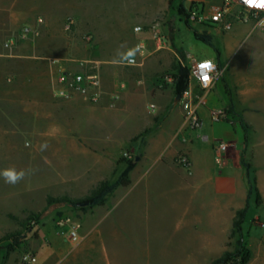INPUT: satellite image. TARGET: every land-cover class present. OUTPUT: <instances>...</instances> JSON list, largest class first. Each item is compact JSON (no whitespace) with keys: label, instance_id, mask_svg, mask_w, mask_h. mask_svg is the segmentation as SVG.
I'll return each mask as SVG.
<instances>
[{"label":"crops","instance_id":"crops-1","mask_svg":"<svg viewBox=\"0 0 264 264\" xmlns=\"http://www.w3.org/2000/svg\"><path fill=\"white\" fill-rule=\"evenodd\" d=\"M130 2L0 0L2 40L15 37L23 27L36 26L37 20H43L38 27V35L11 48L0 45V65L13 67L21 62L30 66L35 73H39V68L44 69L43 75L21 76L15 70L9 71L7 86L10 93H0L1 122L16 124L18 133L30 139V154L41 156L42 163L49 167L51 179L48 181L47 176L44 186L55 189L56 192L51 195L84 197L100 182H115L126 168V163L120 161L121 153L125 147L134 149V157L139 160H135L134 168L129 173L130 184L116 188L103 205L81 211L80 220L95 218L99 227L111 219L112 226L124 227L125 211L131 212L143 206L146 207L145 224L151 228L155 222L163 225L168 219L167 213L176 208L180 212L176 220L179 229H216L215 236L207 240L206 247L212 250L216 247L219 253L210 256L208 262L218 259L232 248L233 244L228 245V242L233 221L239 211L246 209L247 212L249 207L253 194L248 195L249 181L241 163V159H244L251 165L261 197L260 205L256 204L254 222L246 232V240L243 238L249 254L246 264H264L263 31L254 28L252 23H235V32L223 44V51L228 56L224 68L221 52L215 46V56L212 53L203 58L217 63L221 75L212 89L203 94L204 104L198 108L201 128L190 130L183 127L185 110L181 101L175 103L176 96L170 85L172 82H162L160 78L173 72L174 65L194 57L187 54L185 58L175 48L169 49L165 45L157 50L150 33L153 25H144L136 14L128 13L123 5ZM222 2L181 0L179 3L187 10L196 6L194 10L208 14L220 7ZM107 5H111L112 11L118 15L128 13L135 23L134 29L141 27L149 34L148 46L151 50L148 52L146 47V57L143 61L139 60V65L127 66L124 64L126 59L119 61L115 58L116 43L111 42L110 34L105 29ZM67 18L75 20V37L64 30ZM207 23L200 26L208 27ZM164 28L169 30L170 35V23ZM81 35L93 38L90 43L83 41L86 48L90 44V48L112 55L107 54L98 60L89 56L79 58L77 37ZM165 37L172 38L171 35ZM245 41L247 44L242 45ZM233 47H242L237 60L233 58L236 52H232ZM90 60L122 66L121 80L108 82L105 77L102 78V94L97 103H89L81 97L57 98L53 94L56 73L59 70H78L80 61ZM1 74L6 72L2 70ZM19 84L20 90L14 93ZM189 88L194 95L202 93L194 81H191ZM114 96H117L116 100ZM140 98L148 101V119L145 123L135 110ZM151 104L155 106L154 110L149 108ZM14 109H17L18 117L12 115ZM211 111H222L225 119L213 122ZM123 115H128L140 125L123 142L116 144L97 134L110 126L111 121L121 124ZM145 128L148 133L143 140H133ZM0 131L6 134L4 128H0ZM219 142L227 144L225 151L216 149ZM181 154L188 159L187 167L177 163ZM168 185L171 186L167 188ZM155 194L161 198L175 194L180 204L173 202L159 207L153 199ZM257 228L262 232H257ZM95 232L102 244L98 254L105 264H122V259L127 257L118 250L119 243L127 239L135 244L142 241L149 243L152 238L151 231L144 235L133 230L102 227ZM82 233L83 240L76 245V250L83 249L94 234ZM134 256L136 254L130 258ZM67 261L50 251L37 253L34 257V264H68Z\"/></svg>","mask_w":264,"mask_h":264},{"label":"rangeland","instance_id":"rangeland-1","mask_svg":"<svg viewBox=\"0 0 264 264\" xmlns=\"http://www.w3.org/2000/svg\"><path fill=\"white\" fill-rule=\"evenodd\" d=\"M179 2L181 0H131L130 3H124L123 7L131 15L134 16L136 14L139 21L143 20L144 25L159 27L163 44L169 49L175 48L185 58L187 54H190L195 59H203L212 53L215 56L213 46L217 47L221 52L223 67L224 62L228 59V56L223 51V44L235 32L237 25L234 23L228 31L221 30L219 26L211 22L206 24L209 28L200 25L189 28L185 23V17L178 11ZM198 10L200 9L198 8ZM128 13L124 12L125 15H118L112 11L111 5H107L106 7L105 17L107 18V25L105 29L110 34L109 39L111 42L116 43L114 55L119 61L124 60L121 54L126 56L129 50L135 49L136 44L143 43L147 47L148 52L151 50L148 46L150 43L148 41L149 34H147L145 29L135 32V23H133V19ZM168 23H170L172 28L170 33L172 38L166 39L165 36H170L169 30L164 28ZM193 31H197L200 36L207 38L210 41V45L197 40L194 37ZM74 32L75 29H73L72 34ZM73 36L75 37L76 34H73ZM82 38L83 35L77 37L79 58H88L89 56L90 59L98 60L107 54L112 55V53H104L94 47L90 48V44L89 48H86L83 45ZM120 40L121 42L118 43ZM246 44L247 41L242 45ZM241 48L237 49V47H233L232 52L236 51L233 57L235 60L238 59ZM133 56H137V52ZM190 59L186 58L182 61V64H179L189 69ZM98 63L101 79L105 77L108 82L121 80L124 71L121 68L122 66L102 62ZM3 66L0 65L1 94L10 93L7 79L10 75L8 73L11 70H15L21 76L44 74V69L39 68V73H35L32 72L30 66L21 62L15 63L13 67L8 65ZM2 70L6 74H1ZM169 75L172 77L173 84V72L169 73ZM172 84L170 85L173 89ZM165 85L169 84L165 83ZM19 86L20 84L14 93L20 90L21 87L19 88ZM146 103H148L146 99L140 98L135 107V110L143 119L142 123H145V120L148 119ZM12 115L18 117L17 109L12 111ZM121 121V124L111 121L110 126L100 130L97 134H101L106 140L109 139L119 144L125 140L128 134L134 132L140 126L139 122L134 121L128 115H123ZM0 128H4L6 133L4 134V131H0V170L15 167L17 170L24 169L28 173L23 180L15 185L7 184L0 178V264H24L25 260H28L29 264H34V257L37 253L49 251L58 253V255L67 259L68 264H105V261L98 254L101 252L102 244L99 242V235L95 232L97 228L102 227H108L111 230H118L120 228L127 231L133 230L144 235L148 231H151L150 235L152 238L149 243L148 241H142L135 244L127 239V241L118 244V250L122 254L127 255V257L122 259V264H206L210 256L219 253V249H216V247L213 250L206 247L207 240L213 239L216 229L213 227L179 229L176 226V220L180 212L176 208L174 211L167 213L168 219L163 225H161V222H155V226L149 228L145 224L146 207L143 206L131 212L125 211L124 227L112 226L113 220L111 219L99 227L96 224L95 218L80 220V208L73 207L68 203L47 206L48 198L55 199L67 195H51L56 192L55 189L44 186L46 182L45 178L48 176V181L51 179L49 167L42 163L41 156L38 157L37 155L33 156L30 154L32 150L30 139L18 133L16 124L2 123L0 120ZM147 130L145 128L133 139L143 140V133ZM9 143L10 147H8ZM125 152L129 154L126 158L123 157V153ZM135 153L134 149L125 147L121 153L120 161L133 160ZM170 186L168 185L167 188ZM67 197L79 199L83 196ZM153 199L159 207L167 206V204L173 202L180 204L178 201L179 197L175 194L162 198L155 194L153 195ZM255 209L256 199L255 194H253L242 226V236L245 240L247 237L246 232L254 222ZM74 226L79 227L78 234L82 240V232L94 233L92 239L81 250H76V245L82 240L73 243L67 237L69 230ZM257 232H262V229L257 228ZM232 244V248L224 252L220 257L237 251V238L229 237L228 245ZM162 253H164V256H161ZM134 254H136L135 258H130ZM214 260H210L207 264H212Z\"/></svg>","mask_w":264,"mask_h":264},{"label":"built area","instance_id":"built-area-1","mask_svg":"<svg viewBox=\"0 0 264 264\" xmlns=\"http://www.w3.org/2000/svg\"><path fill=\"white\" fill-rule=\"evenodd\" d=\"M185 20L190 26L202 25L211 22L219 26L221 30L228 31L234 23L249 24L252 23L254 28H258L264 33V9L248 7L244 0H223L222 5L211 10L208 14L191 9L187 11ZM43 23L42 19L37 20L36 26L23 27L17 36L10 37L6 40L0 39V45L4 48H11L18 42L28 40L31 37L38 35L39 25ZM75 26L73 18H67L64 23V30L67 33H72ZM135 32L142 31L141 27H136ZM152 40L155 42L156 49L163 47L162 36L157 26L150 28ZM92 37L89 35L83 36L82 40L85 43H90ZM138 48L137 56H131L124 62L127 66L139 65V60L143 61L146 57V47L143 43L136 45ZM189 65V83L188 90L181 96V102L185 110L183 115V127L190 130H198L201 128L202 122L198 115V108L204 104L203 94L208 93L215 82L219 79L221 72L217 63L210 59H190ZM208 63L209 67L205 68L204 64ZM210 75L212 79L205 80V75ZM160 80L162 82H172V77L169 74L163 75ZM194 81L202 91L199 95L192 94L189 85ZM53 94L59 99H72L81 97L89 103H97L102 94V79L99 68V63L95 61H80L78 70H59L56 73V78L53 84ZM114 100L117 96L113 97ZM151 110L155 109L154 105H150ZM210 117L213 122H220L225 119L222 111H211ZM227 144L219 142L216 146L218 151H225ZM128 153H123V157H128ZM177 163L182 167H187L189 162L184 154L177 158ZM220 163V159L217 160ZM78 226L72 227L68 232V240L77 243L82 240L78 234ZM24 264H29L25 260ZM221 264H241V256L234 258L232 261Z\"/></svg>","mask_w":264,"mask_h":264},{"label":"trees","instance_id":"trees-1","mask_svg":"<svg viewBox=\"0 0 264 264\" xmlns=\"http://www.w3.org/2000/svg\"><path fill=\"white\" fill-rule=\"evenodd\" d=\"M196 8V6L191 7V9ZM189 9V10H191ZM179 13L186 17L187 9L180 4L178 8ZM186 25L189 28H192L187 21L185 20ZM194 37L197 40H201L204 43H207L210 45V41L200 36L196 31H193ZM173 89L175 96L177 95H183L188 90V83H189V69L186 67H182L180 64H176L173 66ZM148 133V130L145 131L143 134L145 135ZM135 140V139H133ZM126 168L125 170L119 175L117 180L115 182L110 181H103L97 184L96 187H94L90 193L82 198L75 199L70 198L67 196L60 197V198H48L47 199V206H51L53 204H60V203H68L73 207L80 208L82 212H86L89 209L103 205L106 201L109 195H111L114 190L120 186L125 187L130 184L129 180V173L134 168L135 165V158L133 160L126 161ZM241 163L243 167L246 169L247 177L249 181V191L248 195L255 194L256 204L260 205L261 203V197L258 193V190L256 188V180L252 176L251 171V165L247 163L244 159H241ZM246 214V209L239 211L236 214V217L233 221V227L231 231L230 237L237 238V245L238 249L235 253L232 254H225L222 257L214 260L212 264H221V263H227L232 261L234 258L241 256V264H246L249 261V254L247 253V250L243 244V236H242V223L244 220Z\"/></svg>","mask_w":264,"mask_h":264},{"label":"clouds","instance_id":"clouds-1","mask_svg":"<svg viewBox=\"0 0 264 264\" xmlns=\"http://www.w3.org/2000/svg\"><path fill=\"white\" fill-rule=\"evenodd\" d=\"M244 3L248 7H251V8L264 9V4L261 3V0H256L255 4H250L249 0H244ZM253 30H255V29H253ZM138 50H139L138 48L131 49L127 52L126 56H124L123 54H121V55L124 59H127L128 57L133 56ZM205 65H207V67H205V68L209 67L208 63H205L204 66ZM205 77H207V79H205ZM204 79L210 80V79H212V77L210 75L206 74L204 76ZM27 174L28 173L24 169L17 170L15 167H8V168L0 170V178H3L5 183L11 184V185H15V184L19 183L21 180H23L25 178V176Z\"/></svg>","mask_w":264,"mask_h":264},{"label":"water","instance_id":"water-1","mask_svg":"<svg viewBox=\"0 0 264 264\" xmlns=\"http://www.w3.org/2000/svg\"><path fill=\"white\" fill-rule=\"evenodd\" d=\"M180 100H181V95H177L175 97V103L179 102ZM135 160L138 161L139 160L138 157H136Z\"/></svg>","mask_w":264,"mask_h":264},{"label":"snow or ice","instance_id":"snow-or-ice-1","mask_svg":"<svg viewBox=\"0 0 264 264\" xmlns=\"http://www.w3.org/2000/svg\"><path fill=\"white\" fill-rule=\"evenodd\" d=\"M250 4H255L256 0H249ZM261 3L264 4V0H261ZM204 67H207V65H205ZM205 79H207V77H205Z\"/></svg>","mask_w":264,"mask_h":264}]
</instances>
